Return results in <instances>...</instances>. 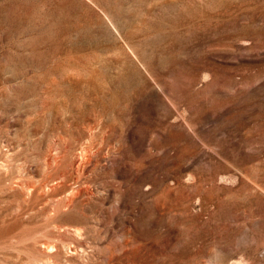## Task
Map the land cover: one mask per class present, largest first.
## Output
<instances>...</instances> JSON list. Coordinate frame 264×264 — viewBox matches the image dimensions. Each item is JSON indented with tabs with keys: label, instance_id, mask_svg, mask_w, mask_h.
Returning a JSON list of instances; mask_svg holds the SVG:
<instances>
[{
	"label": "rangeland",
	"instance_id": "rangeland-1",
	"mask_svg": "<svg viewBox=\"0 0 264 264\" xmlns=\"http://www.w3.org/2000/svg\"><path fill=\"white\" fill-rule=\"evenodd\" d=\"M0 138V264H264V0H0Z\"/></svg>",
	"mask_w": 264,
	"mask_h": 264
},
{
	"label": "bare ground",
	"instance_id": "bare-ground-1",
	"mask_svg": "<svg viewBox=\"0 0 264 264\" xmlns=\"http://www.w3.org/2000/svg\"><path fill=\"white\" fill-rule=\"evenodd\" d=\"M1 139V138H0ZM6 164V163H5ZM5 166V165H4ZM3 166V167H4ZM48 183V182H47ZM74 234L78 237V239L79 238H82V231L81 230H79V229H76L75 231H74ZM80 240V239H79ZM53 246H51V248H47V249H53L52 248ZM75 247V246H74ZM71 248V247H70ZM76 251V250H75ZM79 251V250H78ZM77 252V251H76ZM50 253V252H49ZM54 253V252H53ZM54 257H57V255H54Z\"/></svg>",
	"mask_w": 264,
	"mask_h": 264
}]
</instances>
